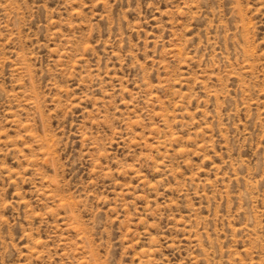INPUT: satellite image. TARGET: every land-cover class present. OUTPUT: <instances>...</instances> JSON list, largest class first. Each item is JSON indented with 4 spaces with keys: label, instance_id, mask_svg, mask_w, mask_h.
I'll return each mask as SVG.
<instances>
[{
    "label": "rangeland",
    "instance_id": "rangeland-1",
    "mask_svg": "<svg viewBox=\"0 0 264 264\" xmlns=\"http://www.w3.org/2000/svg\"><path fill=\"white\" fill-rule=\"evenodd\" d=\"M0 264H264V0H0Z\"/></svg>",
    "mask_w": 264,
    "mask_h": 264
}]
</instances>
